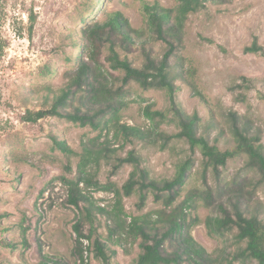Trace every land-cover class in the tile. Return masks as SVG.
Segmentation results:
<instances>
[{"label":"rangeland","instance_id":"374dc122","mask_svg":"<svg viewBox=\"0 0 264 264\" xmlns=\"http://www.w3.org/2000/svg\"><path fill=\"white\" fill-rule=\"evenodd\" d=\"M158 1L164 7H174L177 0H6L3 4L5 22L2 32L9 40L5 55L0 60V264H39L44 256L53 257L63 264H80L73 253L76 233L73 225L79 210L66 203L67 189L59 180L66 173L65 165L71 162L75 174L79 157L67 155L54 148V136L65 140L68 145L81 152L83 142L95 136L98 131L81 126L58 116H46L36 122L21 119L27 108L49 107L45 96L50 89L58 91L68 80L67 73L76 68L77 57L82 51V29L88 24L103 21L107 12L122 11L134 27L144 25L146 20L143 5ZM37 13V21L31 37L17 34L16 27L27 26L28 14ZM257 39L263 50L247 52L245 48ZM156 55L161 56L165 44L149 41ZM122 55L125 51L119 48ZM107 53L105 49L104 55ZM136 66L142 64L141 49L128 53ZM172 72L180 64L185 71L194 70V80L209 100L203 103L192 95L190 87L176 78L179 89L176 93L179 104L189 113L197 112L201 117L199 133H204L211 143L221 149L233 145L227 112L236 110L250 117L259 131L264 144V0H218L206 2L202 10L189 14L183 30V40L171 58ZM47 67L50 73L47 74ZM116 74L118 72L114 71ZM188 77V74H185ZM243 77L248 78L245 81ZM241 85V86H239ZM249 87H247V86ZM131 102L122 110V120L130 124L146 126L142 108L154 103L153 108L169 107V98L162 89H142L132 82ZM243 93L245 100L238 99ZM212 115L215 119H212ZM163 129L172 133L176 126L164 123ZM116 149L113 157L124 156L130 149L142 156L144 165L156 179L174 175L176 163L191 153L184 141H173L165 149L159 144L135 139L121 147L118 141H111ZM195 165L178 197L183 200L188 191L203 187L202 154L194 153ZM245 155L229 159L222 167L221 182L235 177L249 176L259 179L257 173L247 172ZM118 164L116 159H102L98 178L102 182L114 181L118 186L129 177L131 164ZM208 184L214 188L216 178L211 169L206 172ZM100 205H111L113 193H94ZM254 199L262 204L264 217V182L259 183ZM138 195L124 197L123 204L128 214L139 215L162 207L151 194L142 209L138 207ZM211 208L199 204L194 214L203 218ZM98 231L107 235L106 219L98 216ZM22 227L26 228L27 245L23 242ZM88 233L89 226H85ZM192 234L209 252L225 244L233 249L231 239L212 237L204 222L192 228ZM5 238L16 247H6ZM85 244L87 240H84ZM117 253L114 264H133L140 252L135 244L126 252L118 245H112ZM87 252L85 253V256ZM47 256V257H48ZM89 264H99L93 253ZM235 264H240L236 262Z\"/></svg>","mask_w":264,"mask_h":264},{"label":"trees","instance_id":"16d2710c","mask_svg":"<svg viewBox=\"0 0 264 264\" xmlns=\"http://www.w3.org/2000/svg\"><path fill=\"white\" fill-rule=\"evenodd\" d=\"M5 1L0 0V60L9 46V40L2 32L6 18ZM177 1L174 7H164L158 1L153 4L145 2L146 20L139 27H134L119 10L107 12L103 21L88 24L82 29V51L77 57L76 68L67 73L68 80L64 86L58 91L49 88L50 92L45 96V104L49 107L27 108L21 116L26 122L58 116L98 131L83 142L81 152L71 148L65 140L53 137L54 148L68 156L79 157L73 176L68 175L72 172L69 160L65 165L66 173L57 178L67 189L66 203L79 210L73 225L76 233L73 253L80 264H89L91 253L99 264H114L117 251L111 244L122 247L126 252H129L128 246L137 244L140 252L133 264H264L263 208L259 201L254 204L255 190L259 183L264 182V144L250 117L229 110L227 118L234 143L221 149L216 143H211L204 133H199V114H189L179 104L176 78L190 87L193 96L209 104L195 83V71H185L180 64L173 73L171 63L183 40L189 14L202 10L208 0ZM28 17L26 27L13 25V30L20 36L25 31L29 37L33 35L38 16L32 10ZM151 40L165 44L161 56L155 54L153 47L147 46ZM119 48L125 51L124 55ZM137 48L141 49L143 58L140 66H136L128 56ZM105 49L107 53L104 55ZM262 50L257 39L245 48V51L253 53ZM44 72L49 74V68ZM243 79L249 80L246 77ZM132 82L138 83L144 90H165L169 98V107L165 109L153 108V102L142 108L144 117L149 121L146 126L122 120V110L129 105L133 95ZM259 94L264 99V94ZM244 96L240 93L237 98L245 100ZM212 119H215L213 115ZM164 123H173L177 130L167 132L163 129ZM135 139L159 144L161 149H165L170 142L184 141L191 153L176 163L172 177L156 179L151 176L136 149L128 150L124 156L113 157L116 149H111V141H118L123 147ZM196 150L203 156V187L190 189L184 199L176 203L195 165L193 155ZM242 155L247 158L244 169L257 173L260 178L255 180L245 175L222 183V167L229 159ZM112 158L118 161L115 168L124 163L131 164L133 168L122 186L111 180L102 182L98 178L101 160L109 163ZM208 169L216 178L215 188L208 184ZM98 191L113 193V203L98 204L94 196ZM134 193L139 198V209L145 206L151 194L162 207L139 215L128 214L123 200ZM199 204L211 208V213L204 219L194 214ZM99 215H104L106 219L108 232L105 238L98 231ZM200 222H204L210 236L231 239L235 248L230 249L225 244L209 252L192 234V228ZM87 225L88 233L84 229ZM22 232L23 242L27 245L25 227H22ZM84 240H87L86 244ZM1 243L6 247H16L15 243L5 238ZM47 256L39 264H63Z\"/></svg>","mask_w":264,"mask_h":264}]
</instances>
